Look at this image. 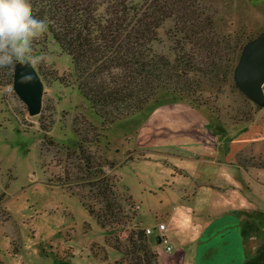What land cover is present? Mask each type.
Here are the masks:
<instances>
[{"label": "rangeland", "instance_id": "374dc122", "mask_svg": "<svg viewBox=\"0 0 264 264\" xmlns=\"http://www.w3.org/2000/svg\"><path fill=\"white\" fill-rule=\"evenodd\" d=\"M256 3L186 0L189 10L195 8L197 15L210 19L197 32L208 41L199 40L195 50L198 64H215L213 75L183 74L176 82L183 93L178 98L159 92L142 111L112 124L102 125L89 114L72 84L69 56L46 33L33 41V55L43 56L33 63L43 75L39 116L30 117L14 92L13 69L0 67L1 264H141L140 254L121 259L112 238L125 250L126 234L111 235L83 205L80 195L100 206L98 198L91 197L99 170L115 175L121 190L127 188L135 204L126 213L134 214V221L154 229L166 224L170 244L186 248L190 259L208 222L209 215L201 216L206 204L214 202L218 210L236 206L220 186L223 180L236 181L230 168L208 158L226 153L223 140L229 144L228 137L235 141L243 136L232 124L252 121L264 108L249 99L235 79L243 49L264 32V8ZM177 21L173 15L158 28L151 56L173 61L176 55L189 54L192 44L179 49L183 34ZM55 77H64L65 84ZM193 111L200 116L191 118ZM84 156L95 162L92 170L86 168ZM247 164L264 167V154Z\"/></svg>", "mask_w": 264, "mask_h": 264}, {"label": "trees", "instance_id": "16d2710c", "mask_svg": "<svg viewBox=\"0 0 264 264\" xmlns=\"http://www.w3.org/2000/svg\"><path fill=\"white\" fill-rule=\"evenodd\" d=\"M27 2L34 16L46 20L48 26L44 33L69 56L72 84L86 103L89 114L99 117L102 125L142 111L157 100L159 92L178 98V94L183 93L181 87H176V82L186 73L213 75L215 64L211 61L198 64L195 50L199 40L208 41L207 35L197 32L201 30L202 22L208 24L210 19L197 15L195 8L189 10L186 0ZM173 15L177 16V25L183 34L179 49L184 50L188 44L193 47L189 54L176 55L173 61L167 57L151 56V45L157 39L158 28ZM196 35L200 38L196 39ZM204 46L206 48L208 43ZM14 65L9 66L10 70ZM35 68L43 77L40 69ZM121 69L125 71L122 76L118 74ZM10 75L13 77V71ZM63 78L55 77L54 81L65 84ZM49 142L53 143L50 139ZM84 159L86 168L92 170L95 162L90 156H84ZM96 178L99 180L93 183L91 197L98 198L100 206L92 199L87 202L85 197L80 196L85 208L102 228L111 235L126 234L125 250L117 239L112 238L115 240L112 245L121 254V259L140 254L141 264H162L158 249L159 245L165 247V239L168 241L165 236L167 226L160 223L154 229L134 221L135 215L126 213V209L134 208L135 204L126 193L127 188L121 190L118 178L115 175L106 176L101 170L96 173ZM3 201L4 193L0 191V206ZM160 225L166 226L164 232L160 231ZM148 230L150 233H147ZM168 244L171 245L169 241ZM115 264L120 263L116 261Z\"/></svg>", "mask_w": 264, "mask_h": 264}, {"label": "crops", "instance_id": "0c3cea01", "mask_svg": "<svg viewBox=\"0 0 264 264\" xmlns=\"http://www.w3.org/2000/svg\"><path fill=\"white\" fill-rule=\"evenodd\" d=\"M256 1L257 5L264 8V0ZM199 116L195 111L190 115L193 119ZM232 126L243 136L235 141L228 137L231 139L229 144L223 140L221 148L224 147L226 153L222 157L208 159L230 168L229 172L236 181L232 185L223 180L224 183L221 182L220 186L221 190H226L225 193L231 194L236 206H225L218 210L214 202L206 204L207 208H203L204 214L201 216L209 215L206 218L208 222L203 226L204 230L190 259L186 258L187 249H176L175 244L171 253L157 247L162 264H264V167L247 164L264 154V108L255 114L252 121ZM238 181L245 184L246 189H242ZM227 187L230 189L227 190ZM189 221L192 219H188Z\"/></svg>", "mask_w": 264, "mask_h": 264}, {"label": "water", "instance_id": "95a60500", "mask_svg": "<svg viewBox=\"0 0 264 264\" xmlns=\"http://www.w3.org/2000/svg\"><path fill=\"white\" fill-rule=\"evenodd\" d=\"M26 75L31 79L25 81ZM235 79L240 90L249 99L264 106V32L243 49ZM13 89L26 104L30 117L41 114L44 85L33 63L14 65Z\"/></svg>", "mask_w": 264, "mask_h": 264}, {"label": "clouds", "instance_id": "9594fccd", "mask_svg": "<svg viewBox=\"0 0 264 264\" xmlns=\"http://www.w3.org/2000/svg\"><path fill=\"white\" fill-rule=\"evenodd\" d=\"M47 26L46 20L32 14L27 0H0V67L39 63L43 56L33 55V41Z\"/></svg>", "mask_w": 264, "mask_h": 264}, {"label": "built area", "instance_id": "2783aa9c", "mask_svg": "<svg viewBox=\"0 0 264 264\" xmlns=\"http://www.w3.org/2000/svg\"><path fill=\"white\" fill-rule=\"evenodd\" d=\"M165 227H166L165 225H160V231L164 232ZM147 233H150V231L148 230ZM164 244H165L164 250L167 253H170L173 250L172 246L168 244V241L166 239L164 240Z\"/></svg>", "mask_w": 264, "mask_h": 264}]
</instances>
